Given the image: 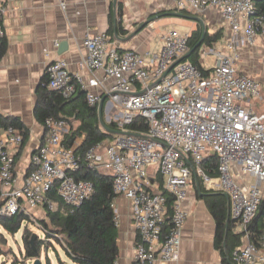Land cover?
Returning <instances> with one entry per match:
<instances>
[{
	"label": "built area",
	"instance_id": "2783aa9c",
	"mask_svg": "<svg viewBox=\"0 0 264 264\" xmlns=\"http://www.w3.org/2000/svg\"><path fill=\"white\" fill-rule=\"evenodd\" d=\"M9 1L0 0V56ZM170 1L179 13L216 10L228 26L231 37L222 46L200 48L202 65L206 58L211 61V66L203 65L210 73L206 76L189 60L170 70L190 52V34L169 31L157 53L144 54L121 50L110 42L108 33L88 35L79 64L87 75L71 73L68 62L59 60L47 67L48 88L66 100L81 90L89 106L97 108L108 95L115 109L108 122L130 134L114 135L81 154L83 137L65 145L70 122L49 118L21 178L16 153L24 137L8 126L0 133L1 212L13 217L28 214V208L56 211L54 192L64 205L80 207L95 192L92 182L76 179L86 165L111 177L117 226V198L130 202L139 238L131 264L173 263L180 260L189 217L185 203L199 183L210 192L229 196L234 233L241 239L231 261L264 264V233H253L264 210V114L253 105L262 98L263 86L239 67L243 48L254 47L264 34V16L257 14L254 0ZM61 8L66 9L65 2ZM107 80L113 81L110 88ZM101 89L103 94L98 93ZM137 120L143 121L146 132L127 130Z\"/></svg>",
	"mask_w": 264,
	"mask_h": 264
},
{
	"label": "crops",
	"instance_id": "0c3cea01",
	"mask_svg": "<svg viewBox=\"0 0 264 264\" xmlns=\"http://www.w3.org/2000/svg\"><path fill=\"white\" fill-rule=\"evenodd\" d=\"M61 2L66 3L65 10L61 8ZM119 2L124 5V28L128 31L126 37L159 13L168 14L149 24L126 43L112 41L110 38V42L121 50H136L142 54L157 53L161 49V38L164 34L169 31H177L183 35L191 34L199 24L192 19L170 16V13L177 12L170 0H119ZM7 8L3 21L6 51L0 58V115L20 118L31 132L28 144L16 153L17 173L23 178L30 156L38 148L45 134L44 128L34 118V108L37 101L36 91L47 74L48 65L66 60L71 73L87 75L79 68L85 55L83 41L88 35L108 33L110 14L113 12L115 18V9L114 0H10ZM197 16L200 19L202 16L205 18L202 21L211 34L223 31L224 37L216 47L222 46L225 40L230 39L229 28L216 10L202 15H192ZM263 36L264 34L259 39ZM64 41H68V52L60 55L59 48H55L54 43L61 44ZM254 48L255 46L244 47L243 53L253 52ZM242 69L240 67V70ZM98 77L102 78V75L99 74ZM105 85L110 88L113 81L107 80ZM98 93L103 94L104 90L101 89ZM103 99L104 117L109 121L115 109L108 95L104 94ZM20 153L22 158L18 161ZM23 160L28 164L22 173L20 168ZM202 195L195 183L185 203L189 217L184 225L180 260L156 264H223L222 254L216 248L218 232L216 221ZM116 204L119 218L118 262L131 264L134 247L139 240L132 220V209L130 202L122 196L117 198ZM234 227L233 224V233ZM253 233H257L256 229ZM229 261L234 264L230 258Z\"/></svg>",
	"mask_w": 264,
	"mask_h": 264
},
{
	"label": "trees",
	"instance_id": "16d2710c",
	"mask_svg": "<svg viewBox=\"0 0 264 264\" xmlns=\"http://www.w3.org/2000/svg\"><path fill=\"white\" fill-rule=\"evenodd\" d=\"M257 14L264 16V0H254ZM184 15L193 14L184 12ZM167 13H159L157 16L166 17ZM116 23L114 13L111 12L109 18L108 35L112 41H116V36L126 37L128 31L124 28V5L118 2L116 8ZM116 24V26H115ZM207 29V27H206ZM203 28L198 24L197 29L189 36V47L192 50L202 39ZM224 37L220 30L211 34L207 29L203 45L214 47ZM6 51V43L3 41L1 56ZM200 49L188 59L193 64L201 68L207 76L210 71L205 70L199 59ZM48 75L45 74L37 91V101L34 108V118L43 128L49 118L66 119L71 124V131L65 139V145L71 146L75 139L84 138V143L80 149L81 154H85L95 146L110 140L114 134L107 132L100 122L99 107L89 106L86 94L78 91L76 96L66 100L59 93L48 88ZM104 118V109H103ZM106 123V122H105ZM8 126L17 128L24 137L22 148H24L31 137L28 127L17 117H3L0 115V133ZM111 131H118V125L114 122L106 123ZM127 130L131 132L144 133L147 127L141 120H137ZM29 171V170H28ZM77 180L90 181L94 184V194L86 200L80 207H70L64 205L54 192L51 197L59 204L56 211H46V218L39 220V226L46 234L49 241L55 240L64 249L66 256L75 264H115L120 255L118 245V226L116 224V212L112 204L116 199L113 181L99 171L88 170L86 165L75 175ZM201 187L202 199L206 202L208 209L213 215L217 225L216 248L221 252L223 264H231L229 258L235 248L241 245V239L232 231L234 220L229 216L228 201L221 193H214ZM170 199V203H171ZM3 206L2 192L0 190V224L11 234H17L23 222L31 223L33 219L25 212L16 216L8 217L1 210ZM264 216L262 209L254 223L257 234L264 233V225L261 218ZM25 228V227H24ZM23 236L26 257L29 260H37L41 257L42 240L36 238L34 244L31 243L33 233L25 229ZM231 259V258H230ZM50 264V263H49ZM58 264H67L59 258Z\"/></svg>",
	"mask_w": 264,
	"mask_h": 264
},
{
	"label": "rangeland",
	"instance_id": "374dc122",
	"mask_svg": "<svg viewBox=\"0 0 264 264\" xmlns=\"http://www.w3.org/2000/svg\"><path fill=\"white\" fill-rule=\"evenodd\" d=\"M198 17V16H197ZM202 19H205L203 16ZM202 51V49L200 50ZM242 59L239 66L243 67L242 73L257 79L263 86L262 98L260 100H254L253 105L257 111L264 114V36L256 42L253 52H246L242 54ZM202 62V59L200 60ZM203 65L211 66L209 58L203 60ZM104 121L108 123V120L104 117ZM29 151V150H28ZM29 152L27 157H29ZM22 158V153L19 154L18 161ZM28 162L22 161L20 168L23 173L27 168ZM28 214L33 216V221L27 224L23 222L22 229L17 234L9 233L2 224H0V264H34L35 260H29L26 257V251L23 241V236L26 232L36 234L37 237L42 240L41 249V264H58L59 258L67 264H75L71 259L66 256L64 249L55 240L49 241L46 238V234L39 226V220L45 219L46 211L41 208L34 210L28 208ZM25 227V228H24Z\"/></svg>",
	"mask_w": 264,
	"mask_h": 264
},
{
	"label": "water",
	"instance_id": "95a60500",
	"mask_svg": "<svg viewBox=\"0 0 264 264\" xmlns=\"http://www.w3.org/2000/svg\"><path fill=\"white\" fill-rule=\"evenodd\" d=\"M119 0H114V9H115V23H116V8H117V4H118ZM170 16L172 17H178V18H186V19H192L196 22H198L200 25H202V28H203V34H202V39L201 41L198 43V45L193 48L192 50H190V52L185 55L183 58H181L179 61H177L172 67L170 70H172L176 65H178L179 63L181 62H184L186 60H188L195 52L196 50L200 49L201 46L203 45V42H204V38H205V35L207 33V29H206V26L204 24V22L202 21V19L198 18V17H192V16H187V15H184L183 13H179V12H174V13H170L169 14ZM159 18H161L160 16H155L153 18H151L148 22L144 23L142 26H140V28L132 33L131 35H129L128 37L126 38H122V37H119V36H116V40L121 42V43H126L128 41H130L132 38L135 37V35L137 33H139L140 31H142L145 27H147L149 24L157 21ZM116 26V24H115ZM68 41H64L60 44V47H59V54L60 55H63L65 54L66 52H68ZM160 83V82H158ZM102 109H103V102L100 104V107H99V115H100V122H101V126L107 131V132H111L113 133L114 135H129L130 133H127V132H123V131H111L107 126H106V123L104 121V118H103V114H102ZM194 170V169H193ZM197 190L198 192L201 193V187L199 185V183H197ZM223 196L227 199L228 201V205H229V196L227 194H223ZM37 238V235L34 234L33 235V238L31 240V243L34 244L35 240ZM34 264H41L40 262V259H37L34 261Z\"/></svg>",
	"mask_w": 264,
	"mask_h": 264
}]
</instances>
